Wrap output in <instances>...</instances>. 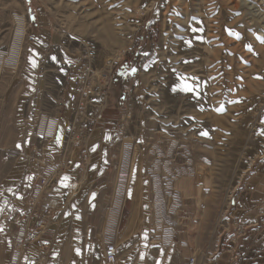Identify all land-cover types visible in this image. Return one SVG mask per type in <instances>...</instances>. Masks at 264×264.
<instances>
[{"label": "rangeland", "instance_id": "1", "mask_svg": "<svg viewBox=\"0 0 264 264\" xmlns=\"http://www.w3.org/2000/svg\"><path fill=\"white\" fill-rule=\"evenodd\" d=\"M32 11L50 37L37 62L48 107L76 74L74 124L118 119L115 142L149 165L154 227L183 206L224 227L236 183L264 160V0H0L1 77L31 48Z\"/></svg>", "mask_w": 264, "mask_h": 264}, {"label": "crops", "instance_id": "2", "mask_svg": "<svg viewBox=\"0 0 264 264\" xmlns=\"http://www.w3.org/2000/svg\"><path fill=\"white\" fill-rule=\"evenodd\" d=\"M34 13L18 74L0 76V264H106L107 244L117 247L115 264H186L192 255L197 264L264 262V160L236 183L224 227L210 208L196 216L184 206L176 224L161 218L154 227L149 165L141 147L115 142L118 119L103 109L74 124L76 74L67 75L58 108L48 107L37 62L50 37ZM20 237L27 242L18 249Z\"/></svg>", "mask_w": 264, "mask_h": 264}, {"label": "built area", "instance_id": "3", "mask_svg": "<svg viewBox=\"0 0 264 264\" xmlns=\"http://www.w3.org/2000/svg\"><path fill=\"white\" fill-rule=\"evenodd\" d=\"M37 204H38V197L36 195L33 194L32 196L28 198V206L30 208L35 207ZM47 213L49 215L51 214L50 211H48ZM234 228L238 232H241L242 230V227L240 224H234ZM26 242L27 241L23 237H20L18 241V249H21ZM104 256H105L106 264H115L118 260V251H117L116 245L107 244L105 247ZM186 264H197V257L195 255L190 256Z\"/></svg>", "mask_w": 264, "mask_h": 264}, {"label": "snow or ice", "instance_id": "4", "mask_svg": "<svg viewBox=\"0 0 264 264\" xmlns=\"http://www.w3.org/2000/svg\"><path fill=\"white\" fill-rule=\"evenodd\" d=\"M53 59H55V57H53ZM33 66H35L34 63H33ZM133 71H134V70H133ZM185 90L188 91V90H191V89L188 88V87H185ZM260 134L264 135V130H262ZM205 135H206V133H205Z\"/></svg>", "mask_w": 264, "mask_h": 264}, {"label": "trees", "instance_id": "5", "mask_svg": "<svg viewBox=\"0 0 264 264\" xmlns=\"http://www.w3.org/2000/svg\"><path fill=\"white\" fill-rule=\"evenodd\" d=\"M35 16V13L32 11V13H31V17H34ZM128 63V62H127ZM125 65H127V64H125ZM136 73V69H134V73L133 74H135Z\"/></svg>", "mask_w": 264, "mask_h": 264}]
</instances>
